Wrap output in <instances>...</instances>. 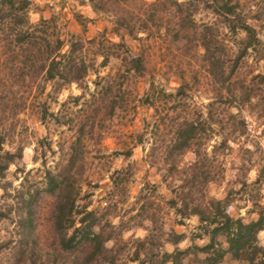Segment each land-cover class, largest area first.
Here are the masks:
<instances>
[{
    "label": "trees",
    "instance_id": "trees-1",
    "mask_svg": "<svg viewBox=\"0 0 264 264\" xmlns=\"http://www.w3.org/2000/svg\"><path fill=\"white\" fill-rule=\"evenodd\" d=\"M202 1L222 16L226 29L234 35L242 33L233 55L230 44L220 37V25L214 20L198 22L195 10L182 8L193 0H75L105 17L110 27L90 36L68 31L66 37L59 16L30 17L31 0H0V219L14 221L21 250L22 242L29 241L33 256L45 229L44 243L52 248L55 264L59 259L67 264H128L129 260L135 264H264V196L252 197V207L247 209L256 216L229 211L232 194L243 196L247 190L245 176L251 163L244 154L237 161L228 157L234 144H246V138L240 140L249 130L244 112L256 103L264 115V71L249 79L237 73L248 48L264 46L254 23L261 16L258 11H243L239 0ZM75 12L84 23L82 14ZM170 26L175 29L172 34ZM126 35L141 40L137 51L132 52ZM165 39L182 40L181 47L199 52L201 65L177 64L178 69L167 75L157 64L151 68V41ZM113 61V69L101 75L100 68ZM136 76L145 77L140 91L131 87ZM172 76L177 82L167 89L165 83ZM72 83L80 92L58 101L57 93ZM201 91L205 98L200 97ZM50 99L59 104L56 110ZM140 104L153 109L151 117H143L140 129L129 131L128 139H122L121 147L110 155L127 157L134 146L146 148L148 142L143 160L155 168L159 181L144 183L131 201L136 163L114 166L107 174V202L95 205L92 189L81 193L82 183L91 182L85 174L86 158L91 152L106 156L103 139L133 122ZM27 108L48 130L38 141L46 142L58 158L48 165L43 149L40 181L36 184L26 171L14 185L6 174L12 165L24 171L19 163L25 145L10 144L4 117ZM49 123L61 127L56 148L48 135ZM6 143L12 147L5 148ZM230 170L234 175L224 196L213 195L210 186L225 180ZM262 177L258 171L253 183ZM159 186L166 188V194L157 190ZM165 208L174 213V223L185 225L186 219L194 217V228L189 232L178 231L173 224L165 227ZM137 226L146 230L143 236L124 238V232ZM10 240L1 239L0 248ZM131 247L129 257L122 258Z\"/></svg>",
    "mask_w": 264,
    "mask_h": 264
},
{
    "label": "rangeland",
    "instance_id": "rangeland-1",
    "mask_svg": "<svg viewBox=\"0 0 264 264\" xmlns=\"http://www.w3.org/2000/svg\"><path fill=\"white\" fill-rule=\"evenodd\" d=\"M32 1V10L29 12L30 17L33 20H37L41 15L49 16V15H57L59 16L60 21L63 23V35L67 36L68 31H75L81 33L83 35H92L98 34L104 27L109 28L110 24H108L107 19L103 16L96 15L94 11L90 8L89 5L85 4H77L75 0H31ZM235 1V0H233ZM240 6L243 11L254 10L260 13V18H256L257 20H253V18H249V21H254L260 39L264 44V0H239ZM194 4V5H193ZM64 5V6H63ZM183 9H192L196 12L194 13L195 19L199 21H215L216 25L219 28L220 37L226 41V43L230 44V55H233L237 52L238 47L241 43L238 41L241 34L234 35L231 33L226 27H224L223 23L220 22L222 20L221 15H217L213 13L208 6H205V3L202 0H193L192 4L183 5ZM249 10V11H250ZM75 11H78L82 14L81 18L84 23H80L76 16ZM262 12V13H261ZM178 13V12H177ZM93 17V18H92ZM171 34L175 32V29H172L170 26ZM111 33L107 32V35ZM126 40L130 45L132 52L137 51L139 49L141 40L131 38L126 35ZM158 40L155 42L151 41V59L150 66L153 68L154 64H157L160 67V72L170 74L173 70L178 69L177 64L188 65L192 63L195 67H199L201 65V59L199 56V52H194L192 48L182 46V40H177L173 42H168V39ZM177 43V44H176ZM198 51L201 52V49ZM263 57V58H262ZM115 62L112 64L110 62L100 68V74L104 75L115 66ZM258 71H264V46L258 48L257 50L248 48L247 52L240 59V65L237 70L239 76L244 79H249L253 73ZM94 78V74L90 73L88 75L89 85L92 86L91 80ZM145 77L136 76V78H132V85L134 89L142 90L145 86L144 84ZM165 86L167 89H172V87L177 82L176 77H170L168 79ZM165 81V80H162ZM134 90V91H136ZM80 88L75 83L63 87L60 92L57 93V100L62 101L66 98L69 93H79ZM137 93V91H136ZM205 94L201 91L200 97L205 98ZM50 106L52 109L56 110L59 107V104L50 99ZM259 105L252 104L250 112H244L249 120V130L245 136H241L240 140H244L246 138L245 146L248 147L249 151L245 152V146L239 147L236 144L233 148V152L228 157L233 159L234 161L242 158L241 155L244 154L245 158L250 157L251 167L249 168V172L247 176H245V180L247 183V190L242 194L243 196H239L238 194H232L233 198L229 203V211L233 215H244V216H256L257 213L255 211H251L248 213L247 209L252 207V197H255L257 194L261 197L264 196V177L261 178L260 182L253 183L256 176L258 175V171H261L262 175H264V115L259 112ZM153 109L140 104L137 107L135 118L133 122L128 123L123 126L119 131H121L122 136H117L119 131L113 132L110 135V132L102 141V146L104 147L103 151L107 153L106 156H102L101 153L91 152L88 154L86 161V170L85 174H88L91 182L88 184L82 183V190L89 188L92 189L93 194L91 197L93 198V203L97 205L100 203L104 205L107 200H105V190L107 189L108 180L107 174L112 170L114 166H123L128 162H135L136 166H134V175L131 176L130 181V194L133 195L130 199L131 201L135 199V194L139 187H141L144 183L150 184V182H158L159 174L155 172V168L150 167L146 161L143 160L144 151L147 148V143L145 142V147L143 145H136L133 147L132 153L129 156H125L120 153L111 154L110 152L114 149L121 147L122 139H128V132L140 129L141 121L143 117L149 119ZM115 127L118 122L114 121ZM4 125H6L5 131L7 135V139L10 140V144L15 143H23L25 145L23 150L22 162L20 161L19 165L24 164V171L15 170L12 165L6 174L7 179H12L14 185H18L23 173L27 171V175L33 181L38 182L41 179L43 165L41 162L40 153L43 149L46 152L47 164L52 165L54 160L57 159L58 153H51L50 149L47 146V143L38 141V137L45 135L48 130H46L45 124L38 119L36 112L27 108L23 111H19L16 114H9L4 117ZM49 131L48 135L53 139V147L56 148V141L58 140V135L60 133L61 127H57L53 123L48 124ZM117 129V127H116ZM8 133V134H7ZM237 132L235 133V135ZM9 143L5 144V148H9ZM11 146V145H10ZM14 146V145H13ZM12 147V146H11ZM101 155V156H99ZM136 168V169H135ZM234 175V171L230 170L227 174V178L222 180L220 183H213L210 186V192L219 197H223L225 194V189L228 185L229 177ZM37 184V183H36ZM245 186V187H246ZM257 186L260 189L257 190ZM258 189V188H257ZM157 190L159 192L165 193L167 192L165 187H158ZM107 197V196H106ZM81 201V200H80ZM129 203V202H128ZM162 217L165 220V227H168L169 224H173L174 228L178 231L182 230H192L195 226L196 219L194 217L188 218L185 220V225L174 223V213L171 209L165 208L162 212ZM14 221L9 219H0V240L7 239L11 237V240L7 245L0 248V264H55L53 263L50 254H52V248L50 245H45V229L40 233V241L35 246V251L33 252V256L28 252V246L30 242L25 243L22 242L24 246V250H21V243L18 240V234L13 232L14 230ZM40 227V226H39ZM38 227V229H39ZM37 231V230H36ZM146 230L141 227H133L132 229L124 232V238H130L135 236H143ZM165 247L171 249L172 245L169 243L165 244ZM132 251L129 249V252L123 254L122 258L126 259L129 257V254ZM136 262L133 260H129L128 264H135ZM56 264H67L66 260L59 259ZM225 264V263H223ZM232 264V263H231Z\"/></svg>",
    "mask_w": 264,
    "mask_h": 264
}]
</instances>
